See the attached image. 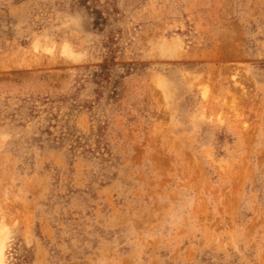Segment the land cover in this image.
<instances>
[{"label": "rangeland", "instance_id": "374dc122", "mask_svg": "<svg viewBox=\"0 0 264 264\" xmlns=\"http://www.w3.org/2000/svg\"><path fill=\"white\" fill-rule=\"evenodd\" d=\"M5 264H264V0H0Z\"/></svg>", "mask_w": 264, "mask_h": 264}, {"label": "bare ground", "instance_id": "6f19581e", "mask_svg": "<svg viewBox=\"0 0 264 264\" xmlns=\"http://www.w3.org/2000/svg\"><path fill=\"white\" fill-rule=\"evenodd\" d=\"M0 264H5L4 246L0 244Z\"/></svg>", "mask_w": 264, "mask_h": 264}]
</instances>
